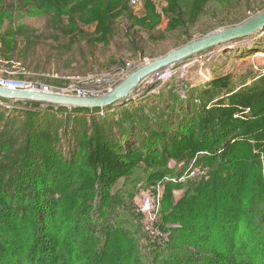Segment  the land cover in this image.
<instances>
[{
    "label": "trees",
    "instance_id": "16d2710c",
    "mask_svg": "<svg viewBox=\"0 0 264 264\" xmlns=\"http://www.w3.org/2000/svg\"><path fill=\"white\" fill-rule=\"evenodd\" d=\"M217 2L227 25L264 10V0H167L168 31L158 32L155 40L165 39L158 50L139 28L158 26L151 3L147 18L138 19L129 0H0V27L14 12L48 15L55 43L44 44V36L34 43L30 30L29 44L18 49L7 36L23 27L0 38L10 59L35 72L30 79L52 86L48 73L69 76L75 63L100 51L153 59L171 50L161 52L167 40L173 48L186 44ZM94 23V30L84 27ZM228 81L191 85L184 95L172 83L145 93L147 104L0 106V264H147L156 253H140L136 238L115 222L124 203L116 186L138 164L156 168L198 154L206 177L178 202L169 200L168 219L185 229L151 264H264V76L236 92Z\"/></svg>",
    "mask_w": 264,
    "mask_h": 264
},
{
    "label": "rangeland",
    "instance_id": "374dc122",
    "mask_svg": "<svg viewBox=\"0 0 264 264\" xmlns=\"http://www.w3.org/2000/svg\"><path fill=\"white\" fill-rule=\"evenodd\" d=\"M129 1L130 7L138 19L147 18L148 4L150 3L153 5L155 12L160 15L158 26L153 32L145 31V27L139 26L143 37L149 41L150 47L158 45L159 50L160 43L165 39L156 41L155 38L159 35V31H168V20L164 12L167 0ZM222 6V3L217 2L211 10L202 16L200 23L195 27V35L192 40L232 26L221 23L222 17L226 16V10ZM11 16L12 19L3 21L0 27V37H6L10 28L16 31L22 27L25 28L24 31L17 33L15 36H7V39H16L18 49H25L29 44L30 41H27V39L30 38V30L33 32L32 41L34 43L38 41L35 39L36 36H44L41 40L45 42L44 44L55 43L52 40L54 28H49L47 25L49 19L54 24L50 16L41 15L43 18L15 12ZM65 22V24H68L67 19H65ZM95 25L96 23L84 25V27L94 30ZM25 31L28 32V37ZM150 35L153 36V39H150ZM62 42H66L63 37ZM174 46L172 40H167L161 46L164 47L161 52L172 50ZM244 46H247V48L242 49ZM254 46L257 50L247 51L253 49ZM240 49L241 52H245L244 50L247 52L237 54L236 52ZM12 53L6 49L0 38V79L27 80V82L32 80L31 82H33L30 76L34 75L35 72L24 70L22 62L10 59ZM150 60L152 58L143 59L128 52L118 53L111 50L110 53H107L100 51L90 62L81 60L82 65L75 63L73 65L74 69H69V76L61 75L56 71L48 73L47 75L52 78L53 83V88L49 87L48 92L75 96L104 94L123 81L137 67ZM86 67H90L92 70L86 74H79ZM261 76H264V32L241 40L229 41L166 68L144 81L130 99L132 98L135 104L139 102L147 104L146 97L148 96H145V98L143 96L147 92L149 94H159L168 89L171 86L169 84L173 83L176 85V90L183 94L184 88L192 85L191 89H195V87L203 86L219 77H228V86L235 88L236 92L259 80ZM81 86L88 88L89 91H81ZM7 102L14 101H4L2 99L0 100V106L10 107ZM199 156L200 154L188 160L170 158L164 165L156 168L147 167L145 163L138 164L130 177L128 179L123 177L116 186L122 191L124 203L120 205L115 222L119 227L129 230L130 234L136 238L140 246V253L146 255L156 253L150 260H147V264H151L156 258L164 257L162 254H165L166 249L173 245L174 232L181 230L180 233L182 234V230L185 229L182 222L168 219L171 210L170 201L172 203L178 202L195 181L198 182L206 177L208 167L197 161ZM145 198H149L154 202L152 214L141 210ZM165 217L167 218L165 219ZM190 249L193 252L196 251L195 247Z\"/></svg>",
    "mask_w": 264,
    "mask_h": 264
},
{
    "label": "water",
    "instance_id": "95a60500",
    "mask_svg": "<svg viewBox=\"0 0 264 264\" xmlns=\"http://www.w3.org/2000/svg\"><path fill=\"white\" fill-rule=\"evenodd\" d=\"M263 29L264 10L241 23L209 33L199 39L191 40L182 46L168 51L160 57L153 58L137 67L123 81L104 94L96 96H75L0 86V97L12 101L37 102L55 107L107 108L114 104L129 100L144 81L160 71L229 41L257 34Z\"/></svg>",
    "mask_w": 264,
    "mask_h": 264
},
{
    "label": "built area",
    "instance_id": "2783aa9c",
    "mask_svg": "<svg viewBox=\"0 0 264 264\" xmlns=\"http://www.w3.org/2000/svg\"><path fill=\"white\" fill-rule=\"evenodd\" d=\"M136 1V0H134ZM27 82V80H10V79H0V86L8 87L13 89H22V90H40L44 92H48V88H53L52 86L43 84L39 81L33 80V82ZM49 88V89H50ZM81 91L87 92L89 91L88 88L81 86ZM141 210L145 213L152 214L154 210V202L151 201L149 198H145Z\"/></svg>",
    "mask_w": 264,
    "mask_h": 264
}]
</instances>
